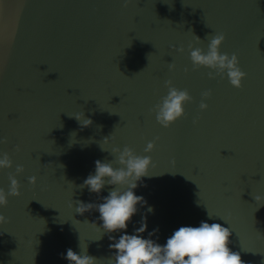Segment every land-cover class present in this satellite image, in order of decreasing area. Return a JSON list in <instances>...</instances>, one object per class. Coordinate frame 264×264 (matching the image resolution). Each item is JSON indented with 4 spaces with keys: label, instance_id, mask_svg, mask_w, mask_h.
<instances>
[{
    "label": "water",
    "instance_id": "water-1",
    "mask_svg": "<svg viewBox=\"0 0 264 264\" xmlns=\"http://www.w3.org/2000/svg\"><path fill=\"white\" fill-rule=\"evenodd\" d=\"M217 33L246 73L240 89L191 62L195 36L206 50ZM169 80L193 100L163 128L153 109ZM80 112L91 126L70 116ZM0 139L14 165L0 171V189L14 175L21 192L0 207V264H69L68 248L110 264L99 213L75 212L76 202L108 195L111 186L81 187L96 160H114L101 145L153 161L136 193L155 211L140 207L130 234L146 215L163 244L209 212V223L227 222L247 264H264V200L254 199L264 197V0H0Z\"/></svg>",
    "mask_w": 264,
    "mask_h": 264
},
{
    "label": "clouds",
    "instance_id": "clouds-1",
    "mask_svg": "<svg viewBox=\"0 0 264 264\" xmlns=\"http://www.w3.org/2000/svg\"><path fill=\"white\" fill-rule=\"evenodd\" d=\"M196 42L189 45L190 59L194 67L209 69V78L214 79L216 75L226 76L229 83L237 89L243 87L246 73L241 69L237 54L231 55L222 52L221 49L226 41L223 33L211 34L207 37V49L198 47L203 40L195 36ZM176 51L183 53L181 47ZM172 69V65L170 64ZM167 94L161 98L153 109L159 125L163 128H170L177 121L186 115L185 105L192 102L193 97L187 90L175 87L171 80L166 81ZM211 91L202 93V100L199 104L200 111L208 110L206 101L211 97ZM73 116L82 127H89L93 121L86 118L83 112ZM198 123V121H193ZM73 137L75 133L72 134ZM109 138H105L107 141ZM4 142L0 139V143ZM73 142H75L73 140ZM110 151L114 156L112 161H95V171L90 173L83 181L81 187H87L91 193L100 194L108 189V195L102 198L99 204L76 202L75 212L83 215L93 208L99 213V225L103 238L108 234L111 241L109 248L112 256L110 264H247L242 259L239 251L233 250L232 231L226 221L223 223L211 222L214 217L208 212V219L201 220L197 226L182 225L175 229L167 237L165 243L161 244L152 237L159 231L158 228L148 231L147 216L144 215L139 221V227L128 232L129 225L133 218L139 213L140 207H146L148 213L155 211L154 207L148 205L147 200L137 195L136 190L140 187L145 177L151 176L152 158L150 155H138L130 147H113ZM156 148L155 142H148L145 153H152ZM17 151H20L17 146ZM115 161V164L113 163ZM118 165V166H116ZM13 160L7 152H0V171L13 168ZM17 174L24 173L22 165H16ZM10 188L8 191L0 189V207L8 204V197H19L20 183L16 176L9 177ZM29 182L36 184L35 176L29 178ZM256 201L264 200V197L255 196ZM5 217L0 216V221ZM148 233L147 238L143 235ZM118 234V235H117ZM62 258L69 264H96L97 258L90 256L87 252L77 253L68 248Z\"/></svg>",
    "mask_w": 264,
    "mask_h": 264
}]
</instances>
